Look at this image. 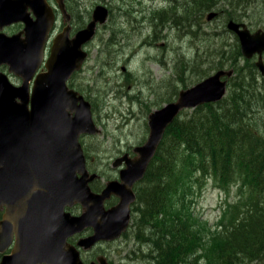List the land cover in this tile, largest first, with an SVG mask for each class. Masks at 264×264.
<instances>
[{
	"label": "water",
	"instance_id": "obj_1",
	"mask_svg": "<svg viewBox=\"0 0 264 264\" xmlns=\"http://www.w3.org/2000/svg\"><path fill=\"white\" fill-rule=\"evenodd\" d=\"M57 2L66 13L63 0ZM30 7L36 19L30 17ZM215 15L212 12L208 18ZM107 16L106 8L99 5L92 22L76 37L55 38L47 72L37 75L31 92L29 81L43 62L54 25L53 9L47 0H0V28L18 21L27 23L25 38L19 33H0V66L8 65L10 72L24 80L15 86L0 71V206H6L0 222V253L6 252L15 237L12 252L0 264H85L78 251L65 249L66 238L87 225L95 228V234L80 245L89 247L98 240L119 238L130 222L134 184L145 176L167 127L183 109L216 102L226 93L223 78L234 71L223 69L153 111L147 141L133 149L134 157L127 153L114 162L116 167L125 163L120 180L109 181L101 193L93 192L80 135L100 130L91 103L67 82L88 55L82 45L93 38L97 23H105ZM227 27L238 34L245 57L259 54L257 65L264 74V31L252 33L245 23L234 20ZM113 194L120 197V203L103 214L98 205ZM75 200L87 209L82 216L67 217L64 206ZM100 215L102 223L97 218ZM90 264L111 263L100 257Z\"/></svg>",
	"mask_w": 264,
	"mask_h": 264
},
{
	"label": "rangeland",
	"instance_id": "obj_2",
	"mask_svg": "<svg viewBox=\"0 0 264 264\" xmlns=\"http://www.w3.org/2000/svg\"><path fill=\"white\" fill-rule=\"evenodd\" d=\"M92 1L82 0L88 3L84 6L89 10ZM186 1L108 0L111 12L90 47L86 71L80 79L78 75L69 81L72 85L77 82L80 85L77 89L83 92L84 89L87 92V82L91 85L87 94L94 100L93 116L101 133L82 138L90 168L111 169L124 151L132 152L135 146L145 143L149 136V114L173 101L184 86L208 75L211 67L221 61L222 54L226 68L232 67L237 36L227 29V20H243L254 25V29L264 27V0H240L241 6H227V11L216 7L221 14L212 20L207 19V13L200 12V6H188ZM72 2L69 0V6ZM176 10L184 13L176 16ZM201 14H204L202 29L197 21ZM237 63L240 75H248L243 58L239 56ZM256 79L258 85H264V77L257 71ZM192 111L184 110V114ZM260 116H252L253 121ZM107 173L115 174L113 170ZM204 182L206 188L197 193L194 209L202 220L216 225L222 221L227 204H237L240 193L237 186L227 192L210 178ZM133 224L128 234L137 231ZM136 237L126 235L107 244L113 263L148 264L144 262L147 258L140 255Z\"/></svg>",
	"mask_w": 264,
	"mask_h": 264
},
{
	"label": "trees",
	"instance_id": "obj_3",
	"mask_svg": "<svg viewBox=\"0 0 264 264\" xmlns=\"http://www.w3.org/2000/svg\"><path fill=\"white\" fill-rule=\"evenodd\" d=\"M203 2L201 13L241 6L240 0ZM240 55L238 48L235 61ZM223 62L211 70L223 68ZM234 65L239 73L240 66ZM246 65L249 74L234 75L222 100L183 112L167 127L136 188L137 231L131 237L137 236L144 262L264 264V85L257 84L254 63ZM259 114L262 118L253 121ZM209 178L227 192L237 186L240 193L215 226L194 209L197 193Z\"/></svg>",
	"mask_w": 264,
	"mask_h": 264
},
{
	"label": "flooded vegetation",
	"instance_id": "obj_4",
	"mask_svg": "<svg viewBox=\"0 0 264 264\" xmlns=\"http://www.w3.org/2000/svg\"><path fill=\"white\" fill-rule=\"evenodd\" d=\"M47 1L53 7L55 21H54V25L52 26V29L50 31L49 39L45 43L44 57L46 59L52 54L51 53V49H52V45H53V42H54L55 38H58V37H61V36H66L69 39H73L74 37H76L80 31H83L84 29H86L87 26L89 25V23L92 22L93 13H94V10H95V8L97 6L103 5L106 8V10L108 12L107 20L109 18L110 12H111V8L108 5V0H93L92 1V8L90 10L86 6H84L85 4H88V3H84V2H82V0H73L72 6H69V0H63L66 13H64L62 11V9H61L60 5L58 4L57 0H47ZM176 3H178V2L176 1ZM202 3H204L203 0H188V1H186V4L188 6H190V4H198V6L200 5V8H202L204 6V4H202ZM28 12H29V15H30V17L32 19H36V16H35V14L33 12V9L31 7L28 9ZM215 13L217 14V16L216 15L213 16L212 19H216L221 14V12H218V13L215 12ZM203 15L204 14H201L200 18L197 19V21H199L200 29H202V27H203V24L200 23ZM207 19H209L208 15H207ZM107 20L105 21V23L107 22ZM234 21H237V20H234ZM242 21H237V22L238 23H245V22H242ZM192 22H196V19H193ZM228 23H229V21L227 20V25H228ZM102 25L103 24L98 25L96 34H97V32L100 31V29L102 28L101 27ZM247 25L250 28V31L252 33L256 32L258 30H263L264 31V27H258L256 29H254L255 26L252 25L251 23H250V25L249 24H247ZM26 27H27L26 21L13 22V23H11L9 25H5L3 28H0V33H4L7 36H13V35L19 33L20 37L25 38V36H26V34H25ZM227 29H228V27H227ZM228 30L230 32L234 33L237 36L236 42L234 44L236 46V50L239 48V51H240V54H241L240 58H243V61L245 62V64H246V61L247 62L250 61V63H254L256 71L259 72L262 77H264V74L262 73V70L257 65V62L260 60L259 54H255L251 58L245 57V55L242 53L241 42H240L238 34L236 32H234V31L230 30V29H228ZM95 37H96V35H95ZM95 37L92 38L90 41L85 42L82 45V50H84L88 54V56H87L86 60L83 62L82 67L78 71L77 70L74 71V74L72 75L71 79L75 78L78 75H79V79H80L81 76L86 71L85 67H86L89 59L91 58V49H90V47L93 45ZM162 44H163V47L167 46L164 43H162ZM199 48L201 49V47H199ZM235 56H236V54L234 55V60H233L234 63H233V65L235 63H237V61H235ZM262 59H263V63H264V53L262 55ZM223 60H224L223 64H226V60L224 59V55L221 56V61L218 62V63L221 65ZM166 63L169 64L168 60L166 61ZM237 65H238V63H237ZM224 67H227V66L224 65ZM235 67H237V66H235ZM238 67H239V65H238ZM123 68L126 69L125 67H123ZM45 70H46V60L44 62H42V64L39 66V68L34 73L33 78L29 81L31 89H32L33 84L35 83L37 75L39 73L45 71ZM219 70L213 69V70H211V72L209 74L215 73L216 71H219ZM0 71H2L5 74H7L9 76V79H10L11 83H13L15 86H20L24 82L23 77H20V76L16 75L15 73L14 74L13 73H9L8 66H2ZM235 73H238V72L235 71ZM208 75L204 76L203 78H206ZM199 81H201V79H198L197 82H195L193 84H190L189 86H184V87L187 88V87L193 86L194 84L198 83ZM87 83L89 85H85V87H86V90L88 92L90 90V88H91V85H90L89 82H87ZM69 85L72 88H74L76 91L81 93L86 100H89L91 102V104L93 105V107H94V100H93L92 97H90V95L87 94L85 89H84V92L79 90V89H77L80 86V85L77 84V82L74 85H72V84H69ZM18 101H19V99H18ZM161 106H159V107H161ZM159 107H157V108H159ZM127 153H129L131 156H135V153L133 151L131 152V151L127 150V151H124L122 153V155L117 157L114 160V162L118 158L122 157L123 155H125ZM114 162L112 163V166H111L112 168L111 169H107V170L106 169L102 170L100 168H90L91 166L89 167V164H88L87 170H88V179L90 180L89 186H90V188L92 189L93 192L101 193L104 190V188L106 187V184L109 181H111V180H119L120 179V170L122 168H125V163H123L122 165L116 167L114 165ZM111 170H113L115 172V174L113 176H110L107 173V171H111ZM112 177H114V178H112ZM104 178L105 179L109 178V179L104 182L103 181ZM103 182H104V184H103ZM136 184H137V182L134 184V186ZM134 191L136 192V189ZM119 203H120V197L117 196V195H111L109 198H106L103 201L102 204L98 205V207L103 211V214H105V212L109 211L111 208L115 207ZM91 205H92V203H91ZM86 209H87V207H85L82 202L77 201V200L71 201L70 203H67L64 206V212H65V214H68L66 216L70 217V218L82 216L83 213L86 211ZM5 210H6V206L5 205L0 206V222L3 219ZM132 217H133V215H132ZM97 218H98V221L100 223H102L104 221V218H102L101 215L98 216ZM131 222H132V218L130 219V223H129L130 226H129L128 230L126 232H124L123 235H122L123 237L126 236V235L131 237V235H132L131 232L128 234V231H129V229L131 227ZM94 234H95V228L93 226L87 225L81 231H78V232H75V233L69 235L66 238V244L64 245V247H65L66 250L75 249L76 251H78L80 253L81 260L85 264H90L91 262H98L100 257H105L109 263L115 264L110 259V256H109V253H108L109 249L106 248L107 244L110 243V242H113V241H110L108 239H106V240H104V239L103 240H98L93 245H91L89 247H86L85 245H80L79 244V242L81 240L89 238V237H91ZM14 244H15V241L13 239L12 245L8 248V250L6 251L5 254H8V253L11 252ZM3 255L4 254H0V261H1L2 257H3ZM44 264H46V263H44Z\"/></svg>",
	"mask_w": 264,
	"mask_h": 264
},
{
	"label": "bare ground",
	"instance_id": "obj_5",
	"mask_svg": "<svg viewBox=\"0 0 264 264\" xmlns=\"http://www.w3.org/2000/svg\"><path fill=\"white\" fill-rule=\"evenodd\" d=\"M89 101V100H88ZM90 102V101H89ZM91 103V102H90ZM137 200H138V192H137Z\"/></svg>",
	"mask_w": 264,
	"mask_h": 264
}]
</instances>
